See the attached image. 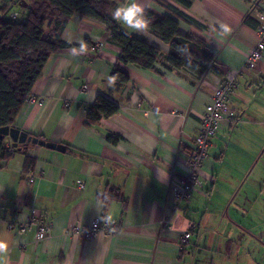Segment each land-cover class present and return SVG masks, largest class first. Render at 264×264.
<instances>
[{"label": "crops", "instance_id": "obj_1", "mask_svg": "<svg viewBox=\"0 0 264 264\" xmlns=\"http://www.w3.org/2000/svg\"><path fill=\"white\" fill-rule=\"evenodd\" d=\"M140 3L175 17L180 33L200 39L213 58L204 61L203 75L161 62L153 70L122 65L130 83L111 95L106 81L121 48L110 42L106 24L72 17L62 33L67 46L51 55L16 119L18 127L66 151L37 144L17 149L5 138L17 150L0 165V240L9 245V264H264V53L255 69L246 67L259 41L264 1ZM22 8L18 3L15 12ZM221 23L230 28L227 36ZM132 36L170 53L151 29ZM81 40L87 54L71 56ZM231 71H239L231 99L235 119L222 121L212 139L202 184L176 200L171 185L190 173L188 152L206 106ZM100 94L118 112L86 125L88 106ZM107 190H119L126 207L115 199L105 206L99 194ZM33 209L49 227L42 238L33 223L25 233L14 229ZM102 215L112 222L94 237L71 231L103 223Z\"/></svg>", "mask_w": 264, "mask_h": 264}, {"label": "trees", "instance_id": "obj_2", "mask_svg": "<svg viewBox=\"0 0 264 264\" xmlns=\"http://www.w3.org/2000/svg\"><path fill=\"white\" fill-rule=\"evenodd\" d=\"M190 7L197 0H175ZM121 0H0V127L17 126L16 119L30 98L32 88L41 77L44 66L52 54L65 48L62 33L75 14L101 21L110 33L109 40L121 48L118 63L111 76H115V87L111 95L121 92L130 83L129 75L122 65H136L143 69H155L157 63L168 65L171 69H187L203 75L205 64L213 58L205 44L191 34L179 31L178 20L170 15L158 16L146 11L151 21L149 29L162 41L170 45V53L148 42L145 38L129 36L111 17L110 13L119 6ZM25 4L22 14H12L16 5ZM23 16L20 20L19 17ZM186 46L191 56H182L177 48ZM205 61V62H204ZM119 106L106 97L98 95L95 102L88 106L86 125H93L103 118L118 112ZM70 149V147H69ZM21 151V150H20ZM17 150L7 146L0 138V165L13 156ZM28 161L27 166H31ZM104 205L119 200L126 207L127 200L119 190H107L99 194Z\"/></svg>", "mask_w": 264, "mask_h": 264}, {"label": "built area", "instance_id": "obj_3", "mask_svg": "<svg viewBox=\"0 0 264 264\" xmlns=\"http://www.w3.org/2000/svg\"><path fill=\"white\" fill-rule=\"evenodd\" d=\"M264 1V0H263ZM13 17H18V13L14 12ZM259 41L257 45L252 48L246 59V67L248 69H255L257 63L262 58L264 53V13L259 14ZM100 44L92 46V49H96ZM239 71L228 72L221 84L215 90L212 102L206 106V110L203 116L201 131L195 138L193 145L188 152V164L190 166V173L183 178H179L171 185V191L174 199L184 200L188 199L196 186L202 184L201 170L207 160L209 150L211 147L212 139L216 136L218 128L222 121L229 119L234 120L235 114L231 108V99L234 90L238 86ZM34 182V179H31ZM84 183L79 181V187L83 188ZM35 224L37 228L38 238H42L48 232V225L45 223L40 213L36 210H32V214L27 221L18 222L17 225L11 224L10 227L19 230L22 233L27 231L30 224ZM109 228L108 224L102 223L100 220L94 221L89 227L74 226L72 232L81 233L86 238L94 237L102 229ZM195 226L192 225L189 231L185 232L182 236L183 242H188L192 236V232L195 231Z\"/></svg>", "mask_w": 264, "mask_h": 264}, {"label": "clouds", "instance_id": "obj_4", "mask_svg": "<svg viewBox=\"0 0 264 264\" xmlns=\"http://www.w3.org/2000/svg\"><path fill=\"white\" fill-rule=\"evenodd\" d=\"M112 19L119 25L125 28V34L131 36L132 33L138 35H146L149 31L151 21L147 18L146 8L140 3V0H124L123 4L117 6L111 13ZM220 34L227 36L230 33V28L221 23L219 25ZM130 30V31H129ZM177 51L185 57L191 56V53L186 46H179ZM88 52L87 44L84 41H79L78 47L74 46L69 49V54L73 57L86 55ZM116 77H107V85L115 87ZM103 223H111L110 216H101ZM9 245L6 241L0 240V264H9L8 260Z\"/></svg>", "mask_w": 264, "mask_h": 264}, {"label": "water", "instance_id": "obj_5", "mask_svg": "<svg viewBox=\"0 0 264 264\" xmlns=\"http://www.w3.org/2000/svg\"><path fill=\"white\" fill-rule=\"evenodd\" d=\"M22 6L24 8L26 7L25 4H22ZM6 137H9L12 140L13 147L17 149H21L19 145L37 144L48 147L52 150H58L61 152L66 151V146L64 144L41 139L18 126L0 127V138L5 139Z\"/></svg>", "mask_w": 264, "mask_h": 264}, {"label": "rangeland", "instance_id": "obj_6", "mask_svg": "<svg viewBox=\"0 0 264 264\" xmlns=\"http://www.w3.org/2000/svg\"><path fill=\"white\" fill-rule=\"evenodd\" d=\"M23 18V16H20L19 19L21 20Z\"/></svg>", "mask_w": 264, "mask_h": 264}]
</instances>
